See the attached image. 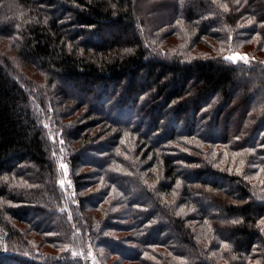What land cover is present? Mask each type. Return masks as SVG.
<instances>
[{
  "label": "trees",
  "instance_id": "16d2710c",
  "mask_svg": "<svg viewBox=\"0 0 264 264\" xmlns=\"http://www.w3.org/2000/svg\"><path fill=\"white\" fill-rule=\"evenodd\" d=\"M262 182L264 0H0V264H264Z\"/></svg>",
  "mask_w": 264,
  "mask_h": 264
},
{
  "label": "snow or ice",
  "instance_id": "6c2138e0",
  "mask_svg": "<svg viewBox=\"0 0 264 264\" xmlns=\"http://www.w3.org/2000/svg\"><path fill=\"white\" fill-rule=\"evenodd\" d=\"M226 10V9H225ZM229 39H231V37H229ZM130 51V50H129ZM162 55H166V53H161ZM225 61L231 62V63H239L242 62L244 64H249L250 63V58L247 56V54H240V53H231L229 55L223 56L222 57ZM45 127H47V125H45ZM61 143H63V141H61ZM61 168H67V165L65 164H61L60 165ZM61 185H64V181H60L59 182ZM264 183V182H262ZM260 223L264 224V220H261ZM224 247H228L226 244L222 245ZM73 255H75V253H73ZM89 255H91V253H89Z\"/></svg>",
  "mask_w": 264,
  "mask_h": 264
},
{
  "label": "rangeland",
  "instance_id": "374dc122",
  "mask_svg": "<svg viewBox=\"0 0 264 264\" xmlns=\"http://www.w3.org/2000/svg\"><path fill=\"white\" fill-rule=\"evenodd\" d=\"M171 40H172V39H171ZM173 41H174V40H173ZM169 42H170V44L166 43V44L164 45V48H168V47L172 46V45L176 42V40H175V42H172V41H169ZM174 46H175V45H174ZM174 46H173V47H174ZM173 47H171V48H173ZM193 52H194L196 55H199V56H207V55H209V51L206 50L205 48H204V50H200V51H198V50H196V51H192V52H191L192 56L195 55ZM133 115H134V114H133ZM120 117L123 118V116H120Z\"/></svg>",
  "mask_w": 264,
  "mask_h": 264
}]
</instances>
